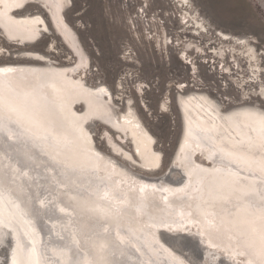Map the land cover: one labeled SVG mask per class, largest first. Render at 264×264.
<instances>
[{"label":"bare ground","instance_id":"6f19581e","mask_svg":"<svg viewBox=\"0 0 264 264\" xmlns=\"http://www.w3.org/2000/svg\"><path fill=\"white\" fill-rule=\"evenodd\" d=\"M175 1L182 21L207 29L192 0ZM67 2L0 0V28L8 41L34 44L49 32L39 12L26 10L40 4L77 57L75 65H56L47 53L23 49L16 57L43 64H0V264H188L161 232L198 238L199 264H238L230 251L212 246L209 228L235 247L243 264H264V108L244 103L223 110L205 92L179 94L182 125L172 161L185 175L169 181L163 178L167 168L158 176L135 172L119 160L154 174L162 154L131 101L116 113L104 97L111 95L107 87L88 84L78 71L89 64L75 32L60 22L73 5L64 9ZM214 33L240 45L249 60L255 57L246 35L220 28ZM47 47L52 52L54 41ZM189 47L186 42L184 51ZM212 53L223 55L221 47ZM93 120L114 127L132 152L105 130L101 136L121 158L100 151L89 130ZM195 153L209 165L197 162ZM172 216L176 221L169 225ZM203 216L204 222H194Z\"/></svg>","mask_w":264,"mask_h":264},{"label":"rangeland","instance_id":"374dc122","mask_svg":"<svg viewBox=\"0 0 264 264\" xmlns=\"http://www.w3.org/2000/svg\"><path fill=\"white\" fill-rule=\"evenodd\" d=\"M71 2L72 7L59 19L64 26L75 32L85 53L84 57L87 54L89 65L85 67L86 71L82 67L78 71L88 84L101 83L107 87L111 95L104 93V97L108 98L111 106L114 104L116 113L125 110L126 102L131 101L135 113L155 138V149L162 154L161 170L155 172V175L119 160L135 172L158 176L165 169L167 156L177 145L181 133V111L177 100L179 94L205 92L215 98L223 110L244 103H255L264 108V98L259 96L260 90H264V0H192L191 9L197 13V18H202L200 21L207 27L204 31H198L191 21L181 20L182 8L175 0H68L64 9ZM42 9L40 4L28 5L26 8L28 11L39 12L44 17L49 32L44 33L34 44L20 45L22 48L19 51L34 49L42 52L48 37L53 36L49 40L54 41L52 52L48 51V42L45 45L46 52L42 53H47L56 65H75L77 57L49 25L52 18L47 19L41 12ZM78 10L81 13L76 19L74 14ZM215 28L236 35H246L249 43L254 46L255 57L249 60L240 45L217 37ZM186 42L190 43V47L184 51ZM12 44L0 28V64H43L41 61H12V56L16 57L14 53L19 52L12 51ZM26 45L29 48H24ZM196 45L198 49L195 48ZM219 47L222 48L223 55L215 56L212 50ZM119 81L122 87L118 89ZM118 95L120 98L116 99ZM245 96L248 98L243 99ZM80 106H75L76 111H81ZM108 127L99 120L91 121L89 130L95 146L102 152L121 158L109 151L111 149L107 141L101 136L105 130L104 135L132 152V144L127 139L122 141L116 130L111 131ZM195 155L197 162L209 165L201 154ZM177 177L178 174L174 173L171 178ZM205 219L206 216H203L194 222L201 224ZM174 220L176 218L173 216L168 218L167 224H172ZM260 221L261 219L258 220ZM145 225L160 227L159 224L149 222ZM207 233L208 241L213 247H218L225 253L230 251L238 264L245 263L233 253L235 247L219 239L223 235L211 233L210 228ZM160 235L166 243L169 242L168 245L173 247L179 258H184L188 264L201 263L203 249L193 238L183 233L175 237L163 232ZM235 244L239 246L240 242L233 245Z\"/></svg>","mask_w":264,"mask_h":264},{"label":"water","instance_id":"95a60500","mask_svg":"<svg viewBox=\"0 0 264 264\" xmlns=\"http://www.w3.org/2000/svg\"><path fill=\"white\" fill-rule=\"evenodd\" d=\"M67 11H68V10H66V11L64 12V14H66ZM41 12L46 16L47 19H48V17H50V13L48 12V13L46 14V11H45L44 9H42ZM80 13H81L80 10L75 11L74 17L78 16ZM77 18H78V17H76V19H77ZM76 19H75L74 21H76ZM73 23H74V22H73ZM49 25H52V22H51V21L49 22ZM52 32H53V31H52ZM60 35H61V34H60ZM51 37H53V36H49V37H48V40L44 43V45H43V49H42V52H46V47H45V45L49 42V40L51 39ZM63 39H64V38H63ZM12 45H13V46H12V51H19V49L22 48V46L17 45L15 42H14ZM31 46H32V45H31ZM24 48H29V46L26 45V47H24ZM12 61H36V60L30 59V58H16V57L13 55V56H12ZM123 107H124V106H123V104H122V108H123ZM110 127H111V128H110ZM108 129L111 130V131H113V129H115V128L112 127V126H109ZM115 137H116V136H115ZM117 139H118V138H117ZM175 147H176V146H175ZM175 147H174L173 150L168 154L167 159H166V161H165V168H167V172L165 173V175H163V178H166V179L169 180V181L182 180V176H181V175H185V173H183V172L179 169V167L175 166V164H174L173 161H172L173 156H174ZM129 149L131 150L130 146H129ZM108 150H109V149H108ZM109 151H111L112 153H115V152H113L112 150H109ZM135 154H136V153H135ZM119 157H121V156H119ZM172 172H178V174H180V176L177 177L176 179H173V178H171L172 176H170V174H171ZM139 174H141V175H143V176H146V174H143V173H139ZM190 237L193 238L195 241H199L198 238H195V237H193V236H191V235H190ZM199 243L201 244L200 241H199ZM199 247L202 248L201 246H199ZM202 249H203V248H202ZM202 257H203V253H202L201 256H200V259H201Z\"/></svg>","mask_w":264,"mask_h":264}]
</instances>
